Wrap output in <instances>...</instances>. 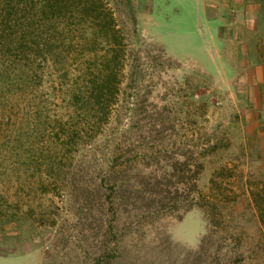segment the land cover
<instances>
[{"label": "rangeland", "instance_id": "1", "mask_svg": "<svg viewBox=\"0 0 264 264\" xmlns=\"http://www.w3.org/2000/svg\"><path fill=\"white\" fill-rule=\"evenodd\" d=\"M107 1L152 62L91 142L63 34L0 45V264H264V0Z\"/></svg>", "mask_w": 264, "mask_h": 264}, {"label": "trees", "instance_id": "2", "mask_svg": "<svg viewBox=\"0 0 264 264\" xmlns=\"http://www.w3.org/2000/svg\"><path fill=\"white\" fill-rule=\"evenodd\" d=\"M20 13L23 17L19 23ZM10 23L16 27L13 32L9 28ZM131 24L130 34L118 22L115 9L107 0H23L19 3L0 0V45L7 39L8 48L14 47L23 53L26 51L24 46H31L36 48L34 53L40 56V60L54 63V57L59 54L56 42L60 39L54 35L57 31L63 34V40L70 46L65 57L83 61L79 80L66 86L70 94L68 103H71L74 113L69 117L74 118L78 112L85 116L79 121L76 119L73 127L80 133L85 132V136L93 134L90 142L103 134L112 121L116 122V100L122 91L121 86L125 81L136 82L152 62L150 57L142 56L134 16ZM33 31L43 37L31 39ZM63 51L61 49L60 53ZM158 52L163 61L169 60L163 50L158 49ZM150 69L157 70V66L152 65ZM80 103V111H77L76 106ZM55 122L60 124V119H55ZM68 131H64L61 138L69 144L74 134L71 133L73 130ZM57 140L60 141V137ZM178 164L186 166L188 163L186 160L177 161L173 169ZM197 167L199 174L203 163H198ZM113 172L107 171L108 174ZM176 183L175 191L186 185L182 179ZM250 194L257 202L255 193L250 191ZM200 204L202 206L203 203Z\"/></svg>", "mask_w": 264, "mask_h": 264}]
</instances>
